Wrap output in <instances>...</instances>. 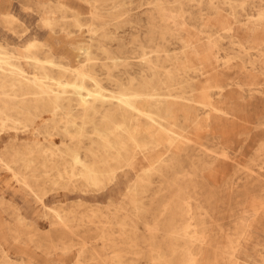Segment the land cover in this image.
<instances>
[{
  "label": "rangeland",
  "instance_id": "rangeland-1",
  "mask_svg": "<svg viewBox=\"0 0 264 264\" xmlns=\"http://www.w3.org/2000/svg\"><path fill=\"white\" fill-rule=\"evenodd\" d=\"M177 1L0 0L10 5V15H0V45L12 50L29 77L49 82L26 58L32 54L44 61L47 51L55 63L90 71L104 91L131 80L140 84L152 74L165 83L173 75L170 88L161 84L160 93L192 106L196 118L184 133L187 144L169 154L164 177L151 173L135 207L125 189L107 208L104 201L96 204L108 214L104 218L90 215L96 202L90 197L110 191L115 196L117 177L86 189L81 181H68L61 167L51 166L44 176L37 158L38 150L49 157L57 149L88 146V138H96L92 124L78 117L67 124L62 109L53 112L33 101L25 107L27 115L4 111L0 264H118L113 255L120 256V264H178L190 258L194 264H224L231 242L241 251L235 252L238 264H264V0ZM41 64L56 77L55 68ZM74 75L73 82L94 88ZM210 105L221 112L210 111ZM208 114L210 128L204 122ZM45 192L46 206L66 215L72 235L59 239L60 227L52 225L58 223L56 213L37 201ZM26 201L37 207L26 216L31 227L17 223L13 214ZM186 224L192 237L170 232Z\"/></svg>",
  "mask_w": 264,
  "mask_h": 264
},
{
  "label": "bare ground",
  "instance_id": "bare-ground-1",
  "mask_svg": "<svg viewBox=\"0 0 264 264\" xmlns=\"http://www.w3.org/2000/svg\"><path fill=\"white\" fill-rule=\"evenodd\" d=\"M9 6V4L1 2L0 15H10L8 10ZM58 26L59 25L56 23V28ZM52 56L53 54L50 51H47V58L43 61L39 60L35 55H26L27 60L40 68L42 78L49 81L48 83H43L39 80L40 77H29L23 70L22 66L18 63V59L13 54L12 50L8 49L6 46L0 45V114L4 111L13 109L19 114L27 115L25 107L28 105L29 101H33L35 104L40 103L42 106L50 108L53 112L62 109L67 116L65 120V123L67 124L73 123V120L76 117L80 118L83 123H91L96 138H88L90 141L88 146L84 148H81L80 146L65 147L64 150L57 149L52 152L49 157L44 150L37 151V158H41L39 164L43 167L41 170H43L44 176L47 175L49 172L47 169L51 166V168L61 167V172L67 177L68 181H81L82 187L86 189H95L103 186L105 181H111L113 178L117 177V184L114 187L117 189L118 193L115 196H111V191L105 195H92L90 200H95L96 202L94 206H91V209H88V212L90 215L98 213L101 217L108 218V214L104 213V211H102V209L96 204L104 201L106 202L105 208H107L108 205L121 195V191L124 189L131 193L129 203L135 207L138 202V195L140 193L143 194L148 190L151 173L158 172L160 177H164L163 172L167 170L168 163H170L169 154L176 152L182 144H187V139L184 136V133L190 132V129L196 122L192 106H185L179 102L171 100V95L168 93H160L161 84H165L170 88L169 86L172 85L175 78L173 75H168V77L165 78V80H167L165 83L158 81V76L152 74L151 78H143L140 84L134 85L131 80L128 85L120 84L115 90L104 91L90 71L83 69V67L73 68L69 65L55 63ZM41 63H46L51 69L55 68L57 71L56 77H53L46 72V68L43 67ZM73 75L80 80L88 79L92 81L94 83V88L87 89L82 84L73 82L71 80ZM63 78L66 80V83L61 82V79ZM154 79L157 81H155L156 84L153 82ZM65 86H71L72 91H66L64 88ZM178 86L179 85H177V87ZM18 94H20V96H18ZM30 96L31 98H29ZM15 98L17 99L15 100ZM11 101L13 102L12 105L10 104ZM73 103H75V105ZM184 103L186 104L185 101ZM75 106L78 109L75 108ZM209 108L210 111L214 110L215 112H221L214 109L211 105ZM169 120L172 121V124L169 123ZM204 122L205 127L210 128L211 117L209 114L205 116ZM117 131H121V133H118ZM68 138L69 137H67V139ZM142 139H145L146 141L140 143V140ZM37 141L38 139L35 142ZM127 142H130V144H125ZM27 149L30 150L29 148ZM36 149H38V147H36ZM31 153L32 152H29L30 155ZM34 157H36V155ZM11 162L12 160L10 163ZM29 163H31V161H29ZM117 173L118 176H116ZM137 179L141 182L139 186H135V184L133 185L131 183V181ZM68 181L66 182L68 183ZM39 184L42 183L39 182ZM44 188L46 189L47 187ZM42 196L43 198H41ZM42 196L40 197L41 199L37 201H39L45 210L56 213L55 217L56 220H58V223L52 225H58L60 227V232L58 234L59 239L61 240L68 235H72L73 233L70 232L71 229L66 215H59V212L57 211L59 209L57 207L56 210L54 206H46L45 201L49 198V195H47L46 192ZM81 203L84 205L87 204L86 201ZM36 209V206L31 205L27 201L24 202V205L21 207L15 208L13 214L17 223H20L25 227H31L34 223L31 221L28 223L25 220L27 217L29 218V215ZM70 217L72 218V216ZM101 217L99 216L98 218ZM190 220L191 218H188L187 221ZM189 226V224H186L184 227L179 226L170 232L180 237H192L189 232ZM85 227L89 226L86 225ZM99 234L101 239L105 238L102 229ZM231 243L232 245L227 257H222L226 258L224 264H238L236 259L239 257L235 252L240 253L241 251L236 249V245L234 246L233 242ZM101 250H107L106 244H102ZM184 250L186 252L187 248H184ZM181 255H183V253H181ZM112 258L118 260V264H120L121 260H119V255H113ZM178 264H194V262L190 258L185 262L180 261Z\"/></svg>",
  "mask_w": 264,
  "mask_h": 264
},
{
  "label": "crops",
  "instance_id": "crops-1",
  "mask_svg": "<svg viewBox=\"0 0 264 264\" xmlns=\"http://www.w3.org/2000/svg\"><path fill=\"white\" fill-rule=\"evenodd\" d=\"M55 198H53V200H54Z\"/></svg>",
  "mask_w": 264,
  "mask_h": 264
}]
</instances>
